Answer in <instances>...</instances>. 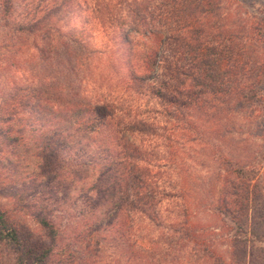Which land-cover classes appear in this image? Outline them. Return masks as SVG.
Wrapping results in <instances>:
<instances>
[{"label":"trees","instance_id":"16d2710c","mask_svg":"<svg viewBox=\"0 0 264 264\" xmlns=\"http://www.w3.org/2000/svg\"><path fill=\"white\" fill-rule=\"evenodd\" d=\"M72 2L0 0V23L10 40L0 52L24 55L26 39L42 61L52 63L59 28L47 21ZM91 2L112 45L107 65L120 80L118 88L146 98V105L140 110L130 101L114 102L111 92L95 97L64 92L48 78L2 94L0 167L10 176L11 190L3 192L7 185L0 183V201H7L0 204V264H53L65 232L50 214L77 204L86 217L102 209L83 229L85 241L103 228L119 243L137 238L131 230L142 218L163 230L147 240L143 253L150 257L188 250L199 264H264V169L252 162L261 150L251 161L212 153L211 179L202 189L182 174L178 185L168 180L178 135L205 146V121L215 115L203 120L197 112L207 116L230 100L264 96V17L243 7L244 0H130L123 9L110 0ZM13 11L17 15L11 17ZM62 38L65 54L67 44L80 47L73 78L89 57L104 53L77 33ZM253 140L264 142V128L252 131ZM40 186L55 198L39 195L32 206L27 198L35 190L39 194ZM170 200L177 202V214L168 209ZM61 254L60 264L72 263L71 253L61 249Z\"/></svg>","mask_w":264,"mask_h":264},{"label":"rangeland","instance_id":"374dc122","mask_svg":"<svg viewBox=\"0 0 264 264\" xmlns=\"http://www.w3.org/2000/svg\"><path fill=\"white\" fill-rule=\"evenodd\" d=\"M53 0H44L45 4L51 3ZM130 0H110V3H120V9H123L125 3ZM105 2V0H104ZM109 2V1H108ZM91 0H73L72 3H68V7L64 8V14L59 17L52 16L48 23L55 24L59 28V32L54 35V39H59V43L55 46L56 51L59 50V55H55L52 58V63L42 61L41 58L29 44L31 42L26 40L23 42V46L26 50V54L18 55L16 58L11 57L6 52H0V98L2 94L6 93L13 85H32L42 79H52V83H58L57 86L62 87L61 91L71 93H82L87 97H95L100 94L111 92L110 99L114 102L122 99L130 101L131 106H137L141 110L146 105V98L131 95V93H122L118 88V78L111 72L107 65V56L110 57L108 49L112 47L108 42L107 37L102 33L100 23L94 19L92 15ZM264 6V0H244L243 7L248 9L253 14H256L262 18V7ZM16 11H19L17 6ZM16 12L11 13V17L16 16ZM7 27L0 23V47L2 45H8L6 31ZM65 32L77 33L82 39V42L92 47L94 51L100 50L104 52L102 55L96 53L95 57H89L88 61H85V67L78 69L81 73L76 74V78H73L72 72L80 65L76 59V53L80 47L69 46L67 54L64 53L63 44L66 43L62 38ZM136 43H142L132 37ZM66 46V44H64ZM11 61L14 63L15 68L11 66ZM74 69V71H71ZM77 70V69H76ZM76 72V71H75ZM39 79V80H38ZM51 81V80H50ZM61 85V86H60ZM80 89V90H79ZM227 107V109L225 108ZM225 108V110H222ZM221 111L208 110L207 116L204 112H197L203 119L210 118V115H215L213 119H208L206 123V131H204V143L205 146L200 144L188 143L178 135L180 139L176 140L175 147L178 149V154L175 159L172 171L169 172V182L178 185V174H182L193 180L198 189H202L203 186H207L209 179H211V171L214 165L211 162L212 153H216L217 150L221 154L226 155L234 160L241 159L243 161H251L256 152L261 150L256 160H252L253 164L257 166L262 163L264 169V142L253 140L251 142V133L255 131L258 126L264 128V96H258L257 99L250 101L230 100L227 106L220 108ZM262 123V124H261ZM179 133V132H178ZM262 147V149H260ZM8 149L5 148L2 154L6 155ZM1 155V154H0ZM1 157V156H0ZM10 176L8 172H4L0 167V183H5L7 187L2 190L6 193L11 190L10 184H6ZM32 186V185H31ZM21 186L19 189H22ZM42 186L38 187L32 194L34 197L27 198L28 201L34 205V201L37 196H48V199H53L54 194L47 193V189L41 190ZM34 189V188H33ZM201 190L198 191L200 193ZM174 201V200H170ZM7 205L6 200L0 201V204ZM171 203L172 207H168L169 210H173L174 214L179 212L176 204ZM37 207V202L35 203ZM177 205V206H176ZM31 206V207H32ZM178 208V209H177ZM55 207L51 214L50 219L54 224L60 227L65 232L64 238H62L55 250V255L52 259L53 264H60L62 261V254L57 255L61 249H65L68 253L73 255L74 259L71 260V264H199L200 258L197 254L188 256V250L175 251L172 250L166 254H153L151 257L143 253L145 246L147 247V240L153 239L163 232L160 228H153L150 223L142 218L135 220L136 228L131 230V234L137 238H131L129 241H122L114 239V233L110 228H103L102 230L93 234L90 241L82 240L80 235L85 227L101 216L102 209H100L95 217H86L87 213L82 212L80 206H64L61 210ZM36 211V210H32ZM163 212V205L161 207V213ZM83 214V215H82ZM173 214V213H172ZM162 215V214H161ZM164 215V214H163ZM31 219V218H29ZM140 222V225H139ZM28 226L35 229V223L28 220ZM129 232V231H127ZM130 233V232H129ZM90 239V238H88ZM134 241V242H133ZM88 243V244H87ZM133 244V245H132ZM141 249L139 250V248ZM159 251V250H158ZM208 264V262H206Z\"/></svg>","mask_w":264,"mask_h":264}]
</instances>
